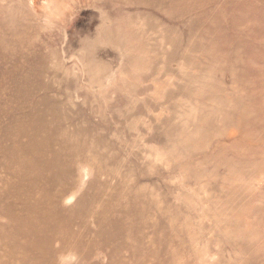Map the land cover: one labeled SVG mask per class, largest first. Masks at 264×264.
<instances>
[{
    "label": "rangeland",
    "instance_id": "1",
    "mask_svg": "<svg viewBox=\"0 0 264 264\" xmlns=\"http://www.w3.org/2000/svg\"><path fill=\"white\" fill-rule=\"evenodd\" d=\"M0 264H264V0H0Z\"/></svg>",
    "mask_w": 264,
    "mask_h": 264
},
{
    "label": "bare ground",
    "instance_id": "2",
    "mask_svg": "<svg viewBox=\"0 0 264 264\" xmlns=\"http://www.w3.org/2000/svg\"><path fill=\"white\" fill-rule=\"evenodd\" d=\"M42 139V138H41ZM22 147V146H21ZM30 148V147H29ZM20 150V149H19ZM39 163V162H38ZM70 200H71V198H70ZM67 210V209H66Z\"/></svg>",
    "mask_w": 264,
    "mask_h": 264
}]
</instances>
